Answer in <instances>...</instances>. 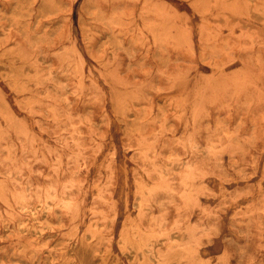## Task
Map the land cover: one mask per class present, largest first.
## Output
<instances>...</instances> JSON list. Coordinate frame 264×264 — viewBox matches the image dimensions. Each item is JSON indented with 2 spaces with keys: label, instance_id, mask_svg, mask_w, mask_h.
Returning <instances> with one entry per match:
<instances>
[{
  "label": "rangeland",
  "instance_id": "rangeland-1",
  "mask_svg": "<svg viewBox=\"0 0 264 264\" xmlns=\"http://www.w3.org/2000/svg\"><path fill=\"white\" fill-rule=\"evenodd\" d=\"M103 263L264 264V0H0V264Z\"/></svg>",
  "mask_w": 264,
  "mask_h": 264
},
{
  "label": "bare ground",
  "instance_id": "bare-ground-1",
  "mask_svg": "<svg viewBox=\"0 0 264 264\" xmlns=\"http://www.w3.org/2000/svg\"><path fill=\"white\" fill-rule=\"evenodd\" d=\"M18 74V73H17ZM139 191H141L140 190V188H139ZM46 203H48L47 201H46ZM36 207V206H35ZM139 207H140V205H139ZM44 208V207H43ZM21 209V208H20ZM47 209V208H46ZM33 214V213H32ZM131 222V221H130ZM132 228V227H131ZM127 229V228H126ZM133 229V228H132ZM138 230V229H137ZM133 233H131V234H133L132 236H130V237H128L126 240L124 239L123 241H126V243H128V244H130L131 246H133V249H134V253H139V255H141L142 254V251H144L145 249H146V243H145V241L144 240H142V238H140L139 236H138V233L137 232H134V229L133 230H131ZM32 232V231H31ZM125 233H126V230H125ZM144 234V233H143ZM123 235V234H122ZM121 235V236H122ZM127 235V234H126ZM125 235V236H126ZM87 237V236H86ZM122 239V238H121ZM149 241H151V240H149ZM153 241V240H152ZM151 241V242H152ZM145 244H144V243ZM125 243V242H124ZM153 243V242H152ZM129 247V246H128ZM132 248V247H131ZM129 249V248H128ZM132 249V250H133ZM129 251V250H128ZM140 251H141V254H140ZM132 253V252H131ZM129 254V253H128ZM70 255V254H69ZM138 256V255H137ZM136 257V256H135ZM137 258V257H136ZM104 264V263H103Z\"/></svg>",
  "mask_w": 264,
  "mask_h": 264
}]
</instances>
